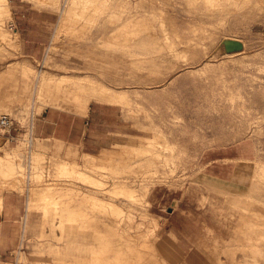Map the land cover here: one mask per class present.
I'll list each match as a JSON object with an SVG mask.
<instances>
[{
  "label": "rangeland",
  "instance_id": "rangeland-1",
  "mask_svg": "<svg viewBox=\"0 0 264 264\" xmlns=\"http://www.w3.org/2000/svg\"><path fill=\"white\" fill-rule=\"evenodd\" d=\"M66 1L9 0L10 14L0 18V33L9 38L0 36V114L12 116L15 136L11 141L0 134V155L17 149L22 164L21 182L0 190V264H105L106 259L117 264L133 250L144 256L142 262L153 264V247L166 264H264V0H227L217 12H212L220 8L215 0H109L103 13L101 1L79 0L72 13L78 18L71 15L60 28L61 9L71 5ZM15 9L48 25V38L36 55L23 50L15 20L26 17L16 19ZM26 63L32 72L24 78L14 66ZM39 72L87 75L125 92L127 102L91 100L85 111L70 95L59 92L55 100L54 89L40 91ZM89 107L96 109L91 139L97 143L81 147L36 138L35 122L45 110L52 113L49 117L69 119L90 117ZM148 139L158 143L150 147L143 142L145 149L138 146L140 151L133 148L132 154L155 152L158 164L143 160V166L128 169L99 162L88 170L87 180L56 173L57 162L73 160L67 152L80 158L83 152L116 150ZM238 145H245L243 155L225 161L228 170L216 172L222 179L205 174V151ZM34 151L42 152L36 163L31 161ZM122 177L134 184L133 200L113 191ZM50 183L72 189L73 195L61 199L74 206L80 198L76 192H83L115 203L121 211L117 217L94 198L80 201L89 219L80 221L75 211L57 215L54 221L64 226L53 230L51 214L43 213L51 203L36 194L26 209L28 189ZM28 212L33 224L23 235Z\"/></svg>",
  "mask_w": 264,
  "mask_h": 264
},
{
  "label": "bare ground",
  "instance_id": "bare-ground-1",
  "mask_svg": "<svg viewBox=\"0 0 264 264\" xmlns=\"http://www.w3.org/2000/svg\"><path fill=\"white\" fill-rule=\"evenodd\" d=\"M8 1L9 0H0V18H2L3 15L5 14H10V10H9V4H8ZM51 1L52 3H54L55 1L57 0H49ZM79 0H67L66 3L70 6H67L69 7V9H67L66 7V4L64 7H62L61 9V14H60V20L61 22H59V26H63L64 28V22L69 20V17H71V15H74L76 14V17H77V13H74L72 14L74 11L76 12V7L78 6L76 3H80V1L78 2ZM82 1V0H81ZM87 1V0H86ZM89 2L93 1V0H88ZM87 1V2H88ZM96 1V0H94ZM93 1V2H94ZM98 1H101L100 4H97V6L99 5L100 7H98V10L99 12L103 13V12H106L107 10V6L108 3H107V6H106V2H108L109 0H98ZM188 1V0H187ZM190 2H192V0H189ZM200 1V0H199ZM198 1V2H199ZM208 1V0H207ZM211 1V0H210ZM209 1V2H210ZM227 0H215V4L216 6H220V8H217V9H213L214 6H213V10L212 12H217V10H220V9H223L221 7L224 6L225 3L223 2H226ZM244 1V0H243ZM86 2V4H88ZM195 2V1H193ZM213 2V1H211ZM239 2V1H238ZM251 2V1H250ZM255 4H257L259 2V0H254ZM262 2V1H261ZM208 3V2H207ZM253 3V2H251ZM94 4V3H93ZM196 4V3H195ZM234 4V3H233ZM237 4V3H235ZM74 5V6H73ZM77 5V6H75ZM212 5V4H211ZM93 6V5H92ZM79 7V6H78ZM85 8H87L85 5H84ZM84 7H81L80 9H84ZM95 7V6H94ZM206 7V6H205ZM66 8V9H65ZM76 9V10H75ZM80 9L78 11H80ZM116 9V8H115ZM86 10V9H84ZM98 10L96 12H98ZM113 10V9H112ZM208 9H206L207 11ZM225 10V9H224ZM224 10H222V13L224 12ZM145 11V10H144ZM202 11V10H201ZM95 12V10H94ZM114 12V10L112 11V13ZM204 12V11H203ZM201 12L200 14L202 15ZM211 12V11H210ZM226 12V11H225ZM145 13V12H143ZM236 13V12H235ZM84 14V13H83ZM204 14V13H203ZM208 14V13H207ZM80 16V14L78 15ZM84 16V15H83ZM143 16V15H141ZM205 16V15H204ZM211 16V15H210ZM75 17V18H76ZM144 17V16H143ZM142 17V18H143ZM78 18V17H77ZM202 18V17H201ZM72 19V18H70ZM145 20V18H143ZM67 25V23H66ZM70 26V25H69ZM62 28V27H60ZM70 28V27H69ZM66 29V28H65ZM147 29V28H145ZM2 30V29H1ZM144 29H142L143 31ZM75 31V30H74ZM147 31V30H146ZM144 31V32H146ZM126 32V31H125ZM143 32V33H144ZM134 33V32H133ZM148 34V33H147ZM134 35V34H133ZM145 35V33H144ZM0 36L2 37V39H4L5 41L6 40H9V38L6 37L5 33H0ZM14 39V38H13ZM143 40V39H142ZM8 43V41H7ZM19 43V42H18ZM17 43V44H18ZM130 43V41L128 42ZM230 44V43H229ZM111 45V44H109ZM128 46V45H127ZM131 52V51H130ZM24 63V62H22ZM25 64V63H24ZM27 64V63H26ZM22 65V64H21ZM17 66L15 65L14 67L15 68H18L20 69L21 71V74L22 76L25 78L28 76V74L30 73L31 69L30 67L28 66ZM32 72V71H31ZM38 83H39V86H40V91H42V89H45V88H50V89H54L55 90V93L56 95L54 96V99L57 100L59 98V92H63V95L64 97H69V95L71 96V99L73 100V102H75L77 104V106L80 108V109H83L86 111V108H88V104L90 103V101L92 100H96L97 102H104V103H107V104H118V102H127V95L125 92H118L116 90H113L111 88H108V86H106L105 84H103L102 82H99L98 80H95L94 78H91L89 76H78V77H75V76H71V75H66V74H61L59 76H54L53 74H46L44 72H39L38 75ZM35 85V84H34ZM39 91V92H40ZM66 91V92H65ZM68 95H67V94ZM40 94V93H38ZM36 96V95H35ZM123 102V103H125ZM43 105V104H42ZM45 106V105H44ZM55 106V105H54ZM62 109V108H61ZM152 127V126H151ZM156 132V131H155ZM154 132V133H155ZM157 133V132H156ZM158 133H160L158 131ZM157 133V134H158ZM156 134V135H157ZM37 138V137H36ZM155 139H158V138H155ZM31 141V140H30ZM153 141V142H152ZM150 141L148 139V141H141V140H138V142H134V144H131V145H128V146H121L120 148L116 149V150H112V149H102L100 152L98 153H88V152H83L82 154H80V158H78L76 156V152H67L68 155H74V158L73 160H71V162H69V160H64L62 162H57L54 167H55V170H56V173L59 174V175H68V176H77V177H82L81 179H89L91 178V176L87 173L88 170L90 172V169H93L94 167H96V165L101 162V163H106L108 162L110 164V162L113 164H118L119 166L121 165V167L123 166L122 164H125L124 166H126L128 169H132L134 167H136L135 165L137 166H143L142 163H140L141 161L145 160V161H149L148 163H151L152 164H158V158L155 157L154 153L153 156H151L149 153V156H145V155H142V156H135V154L133 155L132 152H133V148H137L138 146H143V142L145 144H148V146H150L149 144H155L156 142L158 143V140H156V142H154L155 140H152ZM35 143V142H34ZM142 143V144H141ZM160 143V142H159ZM139 144V145H138ZM141 144V145H140ZM144 144V145H145ZM35 145V144H33ZM146 146V147H148ZM144 147V146H143ZM142 147V148H143ZM151 147V146H150ZM17 148V147H16ZM22 148V146L20 147ZM34 148V147H33ZM32 148V149H33ZM37 148V147H36ZM139 148V151H140V147ZM31 149V150H32ZM145 149V147H144ZM147 149V148H146ZM156 149V148H155ZM17 150V149H16ZM16 150H13V151H16ZM36 150V149H35ZM40 150V149H39ZM75 150V148H74ZM73 150V151H74ZM137 150V149H136ZM135 150V151H136ZM143 150V149H142ZM6 152L5 155H0V190L2 188H10V187H16L18 185V183L21 182L22 180V171H21V168H22V164L20 163V154L16 151V152ZM38 151V150H36ZM156 151V150H155ZM33 152V150H32ZM143 152V151H142ZM149 152V151H148ZM44 153V152H43ZM47 153V152H46ZM126 153V154H124ZM138 153V151H137ZM33 154V153H32ZM131 154V155H130ZM141 154V153H140ZM144 154V153H143ZM147 154V153H145ZM157 154V153H156ZM118 155L120 157H118ZM139 155V154H138ZM160 155V154H159ZM41 156H42V152H35L34 151V154L33 156L31 157V161L33 160L35 163L38 162L39 160H41ZM47 156V155H45ZM79 159V160H78ZM26 160V159H25ZM29 160V159H28ZM26 162V161H24ZM122 163V164H120ZM38 164V163H37ZM76 167V168H75ZM105 167V166H104ZM115 167V166H114ZM125 167V168H126ZM34 168V167H33ZM39 168V167H38ZM99 168H103V167H99ZM109 168V167H108ZM111 168V167H110ZM109 168V169H110ZM124 168V169H125ZM27 169V168H26ZM36 169V168H35ZM113 169V168H112ZM122 169V168H121ZM127 169V170H128ZM94 170V169H93ZM104 170V169H102ZM115 170V169H114ZM92 171V170H91ZM97 171V170H96ZM113 171V170H112ZM33 171H30L29 173L32 174ZM114 172V171H113ZM140 172V171H139ZM25 173V172H24ZM28 173V174H29ZM35 173V171L33 172V174ZM95 173V172H94ZM108 173V172H107ZM111 173V172H110ZM37 174V173H36ZM35 175V174H34ZM108 175V174H107ZM25 176V175H24ZM27 176V175H26ZM29 176V175H28ZM27 176V178H28ZM37 176V175H36ZM99 176V175H98ZM102 176V175H101ZM35 177V176H34ZM100 177V176H99ZM118 177V176H117ZM121 178V177H120ZM123 178V177H122ZM112 179V178H111ZM118 179V178H117ZM123 181H119V183L117 182L116 183V186L113 187L115 188V190L113 189V191H115L118 195H123L125 196L127 199H131L133 200V198L135 197L134 195V190L132 188V185L134 184H131L130 182L132 181H127V180H124V178L122 179ZM158 180V178L156 179ZM97 181V180H96ZM107 181V180H106ZM112 181V180H111ZM136 181V180H135ZM155 181V180H154ZM165 181V180H164ZM92 182V180H91ZM162 182V181H161ZM158 183V182H157ZM105 184V183H104ZM111 184H114V183H111ZM115 185V184H114ZM155 185V184H154ZM153 185V186H154ZM46 186V187H45ZM42 189H35V188H29L28 189V198H27V207L26 209H30L33 205V202H34V199L33 197H35L36 194H39L43 200L47 201V203H51L53 206H42L43 207V213H44V216H47L48 214H51L50 216L52 217L51 220H50V223H51V227L52 229L54 230L55 227H58V228H63V224L62 223H59L57 224L54 220H55V216L58 215V217H63L64 216H69L71 215L72 211H75L74 215H76L80 221L81 220H84V219H89L90 215L88 212H85L83 206L80 204V201H86V200H89V199H93L94 196H92L91 194H85L83 192H76L75 196L77 197H80V198H77L78 202H77V205L74 206L73 204H71V201H67L66 199H61L62 197H65V196H70V195H73L72 194V189L71 190H65L64 189H59L58 187L56 186H53L51 183L50 184H47L45 185ZM98 186H100V184H98ZM104 186V185H103ZM143 186L146 188V191L148 192L149 191V183H145L143 184ZM102 187V185H101ZM18 188V187H17ZM16 188V189H17ZM15 189V188H14ZM103 189V188H102ZM111 189V188H110ZM13 190V189H12ZM105 190V189H104ZM108 190V189H107ZM77 191V190H76ZM1 192V191H0ZM3 192V191H2ZM90 192V191H89ZM96 192V191H95ZM102 192V191H101ZM105 192V191H103ZM108 192V191H107ZM110 192V191H109ZM115 192H112V193H115ZM111 193V192H110ZM31 194V196H30ZM1 195V194H0ZM115 196H117L116 194H113ZM3 196V195H2ZM124 197V198H125ZM114 198V197H113ZM111 199V198H110ZM117 200V199H116ZM126 200V199H123V201ZM94 201H98L102 207H105V208H109L111 209L112 211L114 212H107L109 215H111V213L113 214H116L115 216L118 217L119 215V211H121V208H119V206H117L115 203H112V202H108L106 201L104 203V201L102 202V200H99V199H95L94 198ZM101 201V202H100ZM129 201V200H128ZM114 202V201H113ZM122 202V201H121ZM36 203V201H35ZM44 203V202H43ZM92 203V202H91ZM97 203V202H96ZM95 203V204H96ZM120 203V202H119ZM137 203V202H136ZM38 204V203H37ZM93 204V203H92ZM93 204V206L95 205ZM121 204V203H120ZM3 205V199L2 197L0 196V207H2ZM47 205V204H46ZM36 206V205H35ZM92 206V207H93ZM96 207V205L94 206ZM93 207V208H94ZM249 207V206H248ZM247 207V208H248ZM97 208H100L99 206ZM105 208H102V212H104V209ZM241 208V207H240ZM106 209V210H107ZM243 209V208H242ZM256 210V209H255ZM98 211V209H97ZM101 211V210H100ZM247 211V210H246ZM42 213V214H43ZM118 213V215H117ZM255 213V212H254ZM41 214V215H42ZM100 214V213H99ZM98 214V216H99ZM43 216V215H42ZM97 216V215H96ZM95 216V217H96ZM59 217V218H60ZM108 217V216H107ZM62 218V219H63ZM121 218V217H120ZM42 219V218H41ZM44 219V218H43ZM42 219V221H43ZM70 219V218H69ZM74 219V218H73ZM94 219V218H92ZM115 220H118V219H115ZM122 220V219H120ZM249 220V219H248ZM62 221V220H61ZM44 222V221H43ZM42 222V223H43ZM63 222V221H62ZM84 222V221H83ZM83 222H81L83 224ZM99 222V221H98ZM243 222V221H242ZM97 223V221H96ZM116 223V222H115ZM119 223V222H118ZM256 223V222H255ZM33 224V222H31V215H29V212L26 213V215L24 216V221H23V229H22V232H23V235L25 233V228L26 227H30L31 225ZM85 224V223H84ZM102 224L104 225L103 222H101V226ZM246 224V223H245ZM262 224V223H261ZM80 225V224H79ZM106 225V223H105ZM104 225V226H105ZM115 225V224H114ZM250 225V224H249ZM248 225V226H249ZM84 226V225H82ZM81 226V228H82ZM94 226V225H93ZM97 226V225H95ZM244 226V225H243ZM247 226V225H246ZM247 226V227H248ZM79 227V226H78ZM103 227V226H102ZM108 227V226H106ZM105 227V228H106ZM111 227V225H110ZM119 227V226H118ZM256 227V226H255ZM254 227V228H255ZM259 227V226H257ZM80 228V227H79ZM96 228V227H94ZM101 228V227H100ZM114 227L112 226V229ZM124 228V227H123ZM122 228V229H123ZM245 228V227H244ZM65 229V228H64ZM99 230V227L97 228ZM118 229L117 227L114 229L116 230ZM250 229V228H249ZM252 229V228H251ZM113 230V231H114ZM121 230V229H120ZM124 230V229H123ZM260 230V229H259ZM95 231V230H94ZM62 232V230H61ZM243 232V231H242ZM241 232V233H242ZM254 232V231H253ZM260 232V231H259ZM247 233V232H245ZM53 234V233H52ZM61 234V233H60ZM244 234V233H243ZM252 234V233H251ZM250 235V234H249ZM61 236V235H59ZM246 236V235H245ZM244 236V237H245ZM258 236V235H257ZM243 237V236H242ZM243 237V238H244ZM59 238V237H58ZM250 238V237H249ZM100 240V239H99ZM59 241V239H58ZM256 241V240H255ZM127 243H130L128 240H126ZM249 242V241H248ZM251 242V241H250ZM134 244V243H133ZM243 245V244H242ZM250 246V245H249ZM241 247V246H240ZM245 248V247H244ZM262 248V247H261ZM101 250V247H99L98 249H95V253L96 252H99ZM153 250H154V253H152L150 256L152 257V259L154 260V263L153 264H166L165 263V260L162 258V256L159 254L157 248L153 247ZM247 250V249H246ZM260 250V249H259ZM261 251V250H260ZM249 253V252H248ZM260 253V252H259ZM260 256V255H259ZM234 257V256H233ZM100 258L99 255H97V260ZM117 258V257H115ZM114 258V259H115ZM121 258V257H120ZM251 258V257H250ZM126 261L125 262H119L117 264H145L144 262L141 261V259H144V256L138 252V251H132L131 253H129L128 255H126L125 257ZM107 260V259H106ZM105 260V264H114V263H111L109 261H106ZM122 260V259H121ZM133 260V261H132ZM111 261V260H110ZM136 263H135V262ZM253 262V261H252ZM256 262V261H255ZM258 263V262H257ZM8 264V263H7ZM90 264H101L100 262H95V263H90ZM182 264H185V263H182ZM250 264V263H249ZM253 264V263H252Z\"/></svg>",
  "mask_w": 264,
  "mask_h": 264
},
{
  "label": "crops",
  "instance_id": "crops-1",
  "mask_svg": "<svg viewBox=\"0 0 264 264\" xmlns=\"http://www.w3.org/2000/svg\"><path fill=\"white\" fill-rule=\"evenodd\" d=\"M28 13L29 11L23 12L15 9L14 15L16 19L20 18V16L26 17L23 21L18 22V20H15V26L23 38V50L27 55H36L39 46L48 38V25L45 20H37L34 16L29 19ZM49 112V110H45L43 116L36 119L34 133L37 138L57 140L63 145L70 144L81 147L97 143V141L91 139L94 134L92 129L94 127L93 121L96 122L98 120L94 114L96 109L89 107L88 113H90V117L75 115L69 119L59 117V115L49 117L48 115L52 114ZM245 148V145L243 147L238 145L218 149V151H205L201 156L202 165L206 168L205 174L214 179H222L216 172L228 170L229 164L225 161H230L236 156H242Z\"/></svg>",
  "mask_w": 264,
  "mask_h": 264
},
{
  "label": "built area",
  "instance_id": "built-area-1",
  "mask_svg": "<svg viewBox=\"0 0 264 264\" xmlns=\"http://www.w3.org/2000/svg\"><path fill=\"white\" fill-rule=\"evenodd\" d=\"M14 119L8 113L0 114V134L7 136L8 140L13 141L15 136L11 134V130H13Z\"/></svg>",
  "mask_w": 264,
  "mask_h": 264
}]
</instances>
